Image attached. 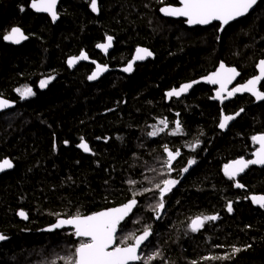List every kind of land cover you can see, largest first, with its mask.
<instances>
[{"label":"trees","instance_id":"obj_1","mask_svg":"<svg viewBox=\"0 0 264 264\" xmlns=\"http://www.w3.org/2000/svg\"><path fill=\"white\" fill-rule=\"evenodd\" d=\"M30 2L0 0V96L15 103L0 115V161L10 158L15 164L0 177V233L9 237L0 245V264H64L60 257L83 239L75 241L73 230H40L58 218L90 215L133 198L139 206L121 226L117 245L150 227L154 234L142 257L160 253L151 264H264V208L250 200L264 195V170L251 169L240 179L246 190L223 174L228 162L249 156L253 136L264 134V103L244 96L226 105L227 113L243 109L244 114L222 133L221 108L211 100V88L200 85L182 100L167 102L165 96L210 74L220 62L237 67L241 82L255 76L264 59V0L222 34L218 24L189 29L183 21L163 18L161 7L177 6L178 0H99L97 16L89 10L90 0H64L57 24L32 12ZM13 23L29 36L20 47L3 40ZM108 36L115 47L103 59L96 45ZM138 47L154 58L130 75L111 73L91 84L90 65L67 67V59L81 52L112 69L122 67ZM52 77L47 88L39 87ZM24 86L33 88L35 97L20 103L16 89ZM162 117L181 119V138L199 143V149L197 165L164 197L157 219L156 185L172 177L164 145L180 140L148 135L149 124ZM81 138L89 154L77 148ZM21 210L27 222L18 217ZM197 216L217 219L190 234L188 224Z\"/></svg>","mask_w":264,"mask_h":264},{"label":"snow or ice","instance_id":"obj_2","mask_svg":"<svg viewBox=\"0 0 264 264\" xmlns=\"http://www.w3.org/2000/svg\"><path fill=\"white\" fill-rule=\"evenodd\" d=\"M258 0H180L182 7H164L160 11L167 16L175 17H185L188 25H208L213 21L221 22V25H228L231 21H234L240 17L245 16L249 13V10L256 5ZM91 9L93 12L98 11L97 0H90ZM31 7L37 12H44L50 14L53 22L58 19L57 15V0H31ZM23 11V9H21ZM222 30V29H221ZM5 41H10L15 44L21 43V41L28 39V37L23 33L19 27H13L11 31L3 36ZM113 37L108 36L107 42L102 44H97L96 47L102 49L107 53L108 49L112 47ZM153 53L145 48H137L136 55L132 61H130L127 66L123 69L124 72H132L133 64L136 61H141L147 57L152 56ZM86 60L88 56L81 52L79 57H72L68 60L69 66L74 65L77 60ZM259 68V75L253 76L246 83L240 85L231 91L227 90V85L235 79L240 73L237 72L235 68L226 67L224 63L221 62L219 69L213 72L211 75L207 76L205 79L208 83L219 84L220 88L216 93V99L223 100L226 97L224 93L227 92V97L234 96L237 92H247L251 93L257 100L264 101V91H259L257 85L261 81H264V60L259 61L257 65ZM107 71L106 66L97 65L96 70L88 76L89 80H96L99 75ZM54 77L41 80L40 87L45 88L50 80ZM193 83H197L194 81ZM192 87V83L184 84L180 86L179 89L173 88L166 93V96L179 97L182 93H185ZM19 93L21 99L31 97L34 95L32 88L16 89ZM10 102L6 99H0V109L10 107ZM240 111H243L241 109ZM178 115V114H177ZM239 115V112L236 113ZM235 117L231 115H223L222 120L219 123V128L225 129L228 127L229 121L233 120ZM163 125V128H154L153 131L149 132L148 135L155 137L159 132H163L168 126L166 119H162L159 122ZM182 131L180 122L176 121V128L171 134L176 135ZM252 139L256 141L260 147L255 153L256 158L253 160L239 159L233 161L231 164L225 165L224 174L230 179H234L239 173L243 172L250 164L264 165V135L253 136ZM81 143L78 145L84 152H89L91 149L88 144L81 138ZM67 143V142H65ZM164 151L167 153V160L165 164L168 167L169 172L172 171V162L180 155L179 151L173 152L164 146ZM196 161L190 160L189 165L195 164ZM13 164L10 160L5 159L0 163V171L5 169H10ZM184 172L188 171V168L183 169ZM132 183V182H130ZM163 187L157 184L156 187L159 189L160 201L157 205L158 209L164 208V197L168 192H171L172 188L178 183L174 179H165L163 182ZM236 187L242 188L244 185L236 183ZM252 202L264 208V196H252ZM137 206V200L135 198L128 201V203L117 207L108 209L105 211H100L92 215H75L68 219H58V221L52 225L48 231H53L55 229L63 228L65 225H71L74 228V235L76 237L87 238L86 242L81 241L78 246L74 248L71 254L60 257L64 261V264H135L137 261L144 260V264H151V261L156 259L160 255L156 252L155 255H150L147 259H144L138 254L141 245L148 240L149 236L152 235L150 227H145L143 234L140 236L130 235L125 237L122 241L123 246L116 245L117 241V231L121 226V222L125 220L126 217L132 213L133 209ZM228 211H232V205L229 203ZM19 216L23 219H28L26 212L21 210ZM216 216H203L196 217L192 219L190 224V229L192 232H197L200 230L206 221L216 220ZM8 239L3 234H0V241ZM132 239L134 243L128 244L126 241ZM234 251L239 252L240 249H235ZM227 259V257H224ZM55 264V262H51Z\"/></svg>","mask_w":264,"mask_h":264},{"label":"water","instance_id":"obj_3","mask_svg":"<svg viewBox=\"0 0 264 264\" xmlns=\"http://www.w3.org/2000/svg\"><path fill=\"white\" fill-rule=\"evenodd\" d=\"M62 1H63V0H57V15H58V19H57L55 22H53V20H52L50 14H48V13H44V12H37L34 8H32V7H31V2H30V4H29V9H30L32 12H34L35 14H38V15H46V16H48V17L51 19V21H52L53 24H57V23L59 22V20H60V15H59V13H58V8H59V5H60V3H61ZM262 1H263V0H258L257 4L254 5V7H253L252 9L249 10V13H248V14H246L245 16L240 17V18H238V19H236V20H234V21H231L228 25H221V22H219V21H213L211 24H208V25H188L187 22H186V18H185V17L167 16V15H165L163 12H161V11H159V12H160L161 16H162L163 18H165V19L176 20V21H184V22H185V26H186L187 28H189V29L208 28V27H210V26H212V25H214V24H218V25H220L219 33L222 34V33L224 32V30H225L227 27H229L231 24H234L235 22H238V21H240V20L246 18V17L249 16L252 12H254L255 9L257 8V6H258ZM97 6H98V11H97V12H93L92 9H91V4H90V11H91L93 14H95L96 16L100 14L99 0H97ZM168 6H172V7H182V4L180 3V0H178V5H177V6H173V5H165V6L161 7V8L168 7ZM15 27H19V26H15ZM19 28H20V29L23 31V33L28 37V39L21 41V43H19V44H15V43H12V42H10V41H5V40L3 39L4 42H5L6 44L11 45V46H15V47H20V46H22L23 44H25L26 42L29 41V36L25 33V31H24L21 27H19ZM221 29H222V30H221ZM7 34H8V33H7ZM7 34H6V35H7ZM106 42H107V39H106L103 43H106ZM100 44H102V43H100ZM114 47H115V39L113 38V41H112V47L108 49L107 53H105L102 49L97 48V47H96V51L99 52V53H101L104 57L107 58V57L112 53V51L114 50ZM139 48H145V47H139ZM145 49H148V48H145ZM148 50H149V49H148ZM149 51H150V50H149ZM151 52H152V51H151ZM84 53L88 56V59H86V60H79V59H78L77 62H76L74 65H72V66H69V64H68V60H69L70 58H72V57H79L80 54H79L78 56H72V57H70V58L67 59V67H68L71 71L75 70L76 68H78V67H79L80 65H82V64H87V65H92V66H94V71L96 70V66H97V65H101V64H99L96 60H92V59L90 58V56H89L86 52H84ZM152 53H153V52H152ZM135 55H136V50H135L134 54L132 55V58H131L130 61H132V60L134 59ZM153 58H154V53H153L152 56L147 57V58L144 59V60L136 61V62L133 64V71H134V69H135V67H136L137 65L147 63L148 61L152 60ZM262 60H264V59H262ZM130 61H129V62H130ZM260 61H261V60H260ZM129 62H128V63H129ZM128 63H127V64H128ZM222 63H224V65H225L226 67L235 68V69L237 70V72L240 73L238 76L235 77V79L232 80L231 83H229V84L227 85V90H228V91H231L232 89L237 88V87H239L240 85H242V84H244V83H246V82L248 81V80H247V81L244 82V83L237 84V83L239 82L240 78L242 77V73L240 72V70H239L237 67L227 65L225 62H222ZM127 64L124 65V66H122V67L113 68V69L110 68V67H107V66H106V67H107V71L101 73V74L99 75V77H98L96 80H89V82H90L91 84H96V83H98L101 79H103L105 76H107L108 74H111V73H121V74H124V75H130V74H132L133 71H132V72H124V71H123V69L127 66ZM220 64H221V62H220ZM220 64H219V65H220ZM258 64H259V62H258ZM258 64H257V65H258ZM219 65H218V67L216 68L215 71H217V70L219 69ZM101 66H105V65H101ZM215 71H213V72H215ZM213 72H211L210 74H208V75H206V76H204V77H202V78H199V79L195 80L197 83H193L194 81H192V82H188V83H184V84L192 83V87H191L190 89H188L187 92L182 93L179 97H171V98H169V97L166 96V97H167V101H171L172 99L180 100V99H182L183 97H187V96H189V94L194 90L195 87H197V86H199V85H206V86H210V87H212V88H216V91L214 92L213 101L219 103L221 106H224L225 104H227V103H229V102L235 100L237 97H244V96H250V97H252V98L255 100V104H256V105H260V104L264 103V101L257 100V99H256L251 93H247V92H237L234 96H231V97H227V92H225V93H224V96L226 97L225 99H223V100L216 99V98H215V97H216V93H217V91L219 90L220 85H219V84H211V83H208L207 80L205 79L207 76L211 75ZM256 72H257V74H256L255 76H257V75L260 74V73H259V68H258L257 66H256ZM91 74H92V73H91ZM250 79H251V78H250ZM263 83H264V81H261L260 84L257 85V88H258L259 91H262V90H261V86H262ZM184 84H182V85H184ZM182 85H181V86H182ZM179 88H180V87H179ZM179 88H177V89H179ZM0 99H6V98L0 96ZM6 100H8V101L10 102V105H11V106L8 107V108L0 109V115L7 113V112L11 111V110L14 108L15 103H14L12 100H9V99H6ZM237 113H238V112H237ZM243 114H244V111H239V115H236V113H235V114H232L231 116H234L235 118H234L233 120L229 121L228 127L225 128V129H221V128H219V130H220L221 132H223V133H227L228 130L230 129V127H231L234 123H236V122H237V121L243 116ZM223 115H226V114H225L224 112L222 113L221 120H222V118H223ZM260 135H264V134H260ZM258 136H259V135H258ZM84 142H85V141H84ZM254 142H255L257 148H256V150L252 153V159H250V160H253V159L256 158L255 153L259 150V147H260V145H259L256 141H254ZM86 143H87V142H86ZM87 144H88V143H87ZM88 146H89V144H88ZM77 148H78L81 152H83V153H85V154H89V153L91 152V151H89V152H84V151H83L80 147H78V146H77ZM89 148H90V146H89ZM90 149H91V148H90ZM6 159H8V160H10V161L12 162L13 167L10 168V169H5V170H3V171H0V177L3 176V175H5V174H7V173L13 172V171L15 170V164H14V162H13L10 158H6ZM3 160H5V159H3ZM3 160H1L0 163H2ZM244 160H245V159H244ZM246 161H247V160H246ZM231 163H232V162H231ZM231 163H229V164H231ZM251 168H256V169L264 170V165L250 164V165H249V166H248L243 172L239 173L234 179H238V178H240V177L245 176V175L250 171ZM238 183H239V182H238ZM240 184H241V183H240ZM237 188H238V187H237ZM239 189L244 190L245 188L242 187V188H239ZM253 196H264V195H262V194H257V195H253ZM251 197H252V196H251ZM136 200H137V206L133 209L132 213H130L129 216L126 217L125 220L121 222V226H122V225H123L128 219H130V218L134 215V213H135L137 207L139 206V200H138V199H136ZM250 200H251V202H252V199H251V198H250ZM126 203H128V202H126ZM126 203H124V204H126ZM124 204H122V205H124ZM252 204H253L255 207L261 208L259 205L254 204L253 202H252ZM122 205H120V206H122ZM120 206H117V207H120ZM117 207H113V208H117ZM109 209H112V208H109ZM105 210H108V209H105ZM105 210H102V211H105ZM19 212H20V211H19ZM19 212H18V213H19ZM24 212H25V211H24ZM99 212H100V211H99ZM96 213H97V212H96ZM93 214H95V213H93ZM90 215H92V214H90ZM18 217H19L20 220H22V221H25V222L28 221V219L25 220V219L21 218V217L19 216V214H18ZM58 219H68V218L61 217V218H58ZM58 219H57L52 225H54V224L58 221ZM52 225L43 228L42 230L39 231V233L53 234V233H56V232H62V231H64V230H73V231H75L74 228H73L71 225H65L63 228L55 229V230H53V231H48L47 229H49ZM121 226L118 228V231H117V237H118V234H119V231H120ZM201 229H202V228H201ZM201 229H200V230H201ZM198 231H199V230H198ZM151 232H152V235H150L149 238H148V240L145 241L144 244L141 245V248H140V250L138 251V254H139V255H141L140 253H141V251L143 250V248H144V247H145V246L151 241V239H152V237H153V234H154V231L151 229ZM0 234H3V233H0ZM142 234H143V233H141V234H139V235H137V236H140V235H142ZM3 235H4V234H3ZM6 237H7V236H6ZM79 239L87 240V238H82V237H76V236H75V241H78ZM8 240H9V237H8V239H6V240H4V241H0V245L6 243ZM133 243H134V241H133ZM131 244H132V243H131ZM115 246H117V241H116V245H113V247H115ZM140 262H141V261H137V262H135V264H140Z\"/></svg>","mask_w":264,"mask_h":264},{"label":"flooded vegetation","instance_id":"obj_4","mask_svg":"<svg viewBox=\"0 0 264 264\" xmlns=\"http://www.w3.org/2000/svg\"><path fill=\"white\" fill-rule=\"evenodd\" d=\"M64 1V0H63ZM62 1V2H63ZM62 2L60 3V5H59V8H60V6H61V4H62ZM59 8H58V13H59V15H60V11H59ZM89 10H90V6H89ZM46 16V15H45ZM48 17V16H47ZM49 18V17H48ZM50 19V18H49ZM51 20V19H50ZM184 22V21H183ZM184 24H185V22H184ZM15 26H19L17 23H13V26L11 27H9L8 29H10V31H11V29L13 28V27H15ZM20 27V26H19ZM7 29V30H8ZM6 30V31H7ZM9 31V32H10ZM8 31L7 32H5V35L7 34V33H9ZM99 53V52H98ZM88 54V53H87ZM101 56H102V58L103 59H107L106 57H104L101 53H99ZM89 55V54H88ZM90 56V55H89ZM91 58V57H90ZM92 60H96V59H93V58H91ZM99 64H101V65H105V66H107V67H110L109 65H107V64H105V63H102V62H100L99 60H96ZM219 65V64H218ZM93 69H92V71H91V73L94 71V66H92V65H90ZM218 67V66H217ZM216 67V68H217ZM216 70V69H215ZM214 70V71H215ZM133 73V72H132ZM91 75V74H90ZM252 78V77H251ZM250 79V78H249ZM248 79V80H249ZM45 80V79H44ZM247 81V80H246ZM246 81H244V82H246ZM244 82H241V78H240V80H239V82L237 83V84H241V83H244ZM200 86V85H199ZM206 86V85H205ZM40 87V86H39ZM198 87V86H197ZM207 87H209V88H211V90H212V96H211V100L213 101V97H214V92L216 91V88H212V87H210V86H207ZM23 88H28L27 86H24V87H22V88H20V89H23ZM196 88V87H195ZM194 88V89H195ZM177 89V88H176ZM32 90H33V88H32ZM194 91V90H193ZM192 91V92H193ZM33 92H34V95L33 96H31V97H27V98H25V99H21V97H20V95H19V93H18V96L20 97V103H24V102H26V101H29L30 99H32L33 97H35V91L33 90ZM191 92V93H192ZM167 93V92H166ZM166 93H165V96H166ZM190 93V94H191ZM189 94V95H190ZM188 97V96H187ZM248 97H250V96H248ZM183 98H186V97H183ZM182 98V99H183ZM237 98H239V97H237ZM236 98V99H237ZM252 98V97H251ZM182 99H180V100H182ZM235 99V100H236ZM253 99V98H252ZM172 100H176V99H172ZM235 100H233V101H235ZM254 100V99H253ZM166 101H167V97H166ZM233 101H231V102H229V103H227V104H225L224 106H221L219 103H217V102H215V103H217L219 106H220V108H221V115H220V120H219V123H220V121H221V116H222V113L224 112L226 115H232V114H235V113H237V112H239V111H236V112H233V113H227L226 111H225V109H224V107L226 106V105H228V104H230V103H232ZM167 102H170V101H167ZM214 102V101H213ZM254 103H255V100H254ZM162 119H166L167 120V122H168V126H167V128H165L164 129V131L163 132H159L158 133V135L157 136H155V137H152V136H150L152 139H160L161 137H163L164 138V136H167L170 140L171 139H173V138H179L180 140H179V142L176 144V145H174V146H170V145H166L167 147H168V149H170V150H172L173 152H175V151H179L180 152V155L172 162V171L171 172H169L170 173V175L172 176L171 178H169V179H174V180H177L178 181V183L172 188V190H171V192H168L167 193V196L168 195H170V194H172V192L174 191V190H176V189H178L179 187H181L182 186V184L184 183V180L186 179V177H187V175H189L190 174V172L195 168V166L197 165V160H195L194 159V153H195V150H198L199 149V143H197V142H194V143H190V142H188V141H186L185 140V137H182L181 138V133H178V134H176V135H172L171 133L173 132V131H175V128H176V121L178 120L179 122H180V125H181V129L183 128L182 127V120L181 119H179V118H176V119H174V118H168V117H162V118H158V119H156L153 123H151V124H149V128H150V132L151 131H153L154 130V128H163L164 126L163 125H161L159 122H160V120H162ZM219 123H218V129H219ZM220 131V130H219ZM182 132V131H181ZM221 132V131H220ZM223 133V132H222ZM258 136V135H257ZM165 146V145H164ZM253 150H252V152L249 154V156L248 157H240V158H237V159H234V160H232V161H230V162H228V164L229 163H231V162H233V161H236V160H239V159H245V160H250V159H252V153L256 150V144H255V142H254V140H253ZM195 160L196 161V163L195 164H191V165H189V161L190 160ZM228 164H226V165H228ZM188 168V171L187 172H184L183 171V169L184 168ZM225 168V167H224ZM224 168H223V174H224ZM167 169H168V167H167ZM251 169H256V168H251ZM250 169V170H251ZM225 175V174H224ZM226 176V175H225ZM244 177V176H243ZM226 178H228L227 176H226ZM242 177H240V178H238V179H232L233 181H234V185H235V187H236V183H241V181H240V179H241ZM242 184V183H241ZM243 185V184H242ZM237 188V187H236ZM245 188V187H244ZM237 189H239V188H237ZM241 190V189H240ZM244 190H246V189H244ZM253 196V195H252ZM251 198V197H250ZM198 217V216H197ZM200 217H203V216H200ZM159 217L157 216V219H158ZM194 218H196V217H194ZM194 218H192V219H194ZM192 219H191V221H192ZM191 221L189 222V224H188V227H187V231L190 233V234H193V233H197V232H199V231H201L210 221H206L205 222V224H204V226L202 227V229L201 230H199V231H197V232H192L191 231V229H190V224H191Z\"/></svg>","mask_w":264,"mask_h":264},{"label":"rangeland","instance_id":"obj_5","mask_svg":"<svg viewBox=\"0 0 264 264\" xmlns=\"http://www.w3.org/2000/svg\"><path fill=\"white\" fill-rule=\"evenodd\" d=\"M12 26H13V24L11 25V27H12ZM7 31L9 32L10 29H8ZM7 31H6V32H7ZM52 80H53V79L50 80V83H51ZM50 83H48V85H49ZM48 85H47V86H48ZM39 86H40V84H39ZM47 86H46L45 88H47ZM40 88H41V87H40ZM45 88H41V89H45ZM23 89H24V88H23ZM23 89H21V90H23ZM28 98H29V97H28ZM166 166H167V165H166ZM167 179H169V178L167 177ZM162 187H163V185H162ZM158 193H159V191H158ZM159 196H160V193H159ZM165 196H167V194H166ZM164 205H165V203H164ZM164 207H165V206H164ZM163 209H164V208H163ZM163 209H158V212H157L156 215L158 216V215L161 213V211H163ZM83 241L86 242V240H84V239H83ZM142 251H143V250H142ZM142 251H141V253H140L141 256L143 255V252H142Z\"/></svg>","mask_w":264,"mask_h":264}]
</instances>
